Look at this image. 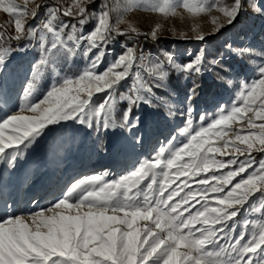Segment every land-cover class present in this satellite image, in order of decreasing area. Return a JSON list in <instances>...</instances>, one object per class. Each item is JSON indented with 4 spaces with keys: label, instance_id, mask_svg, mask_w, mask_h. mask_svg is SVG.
<instances>
[{
    "label": "snow or ice",
    "instance_id": "6c2138e0",
    "mask_svg": "<svg viewBox=\"0 0 264 264\" xmlns=\"http://www.w3.org/2000/svg\"><path fill=\"white\" fill-rule=\"evenodd\" d=\"M30 2L34 0L22 4L0 0V9L14 17L15 31L14 36L0 31V39H28L39 55L23 89L20 112L0 117V162L10 169L50 125L72 122L96 132L116 127L131 131L140 121L133 109L141 104L151 106L153 89L163 87L170 72L192 79L187 93L191 102L199 88L194 77L214 68L228 71L222 56L206 60L203 48L181 63L170 52H164L163 59L137 55L127 44L101 70L105 58L113 56L108 48L113 33L141 34L131 25L120 32L128 12L167 16L181 7L190 13L216 9L231 24L242 8V0L231 4L222 0H127L112 24L110 13L116 6L110 0H103L99 11L91 13L87 5L92 0H71L66 6L56 0L52 5L36 3L29 8ZM41 7L45 11L38 23L26 27L27 18L36 19ZM61 15L77 23L61 20ZM218 19L213 16V24ZM89 20L96 23L85 32ZM222 26L217 24L214 31ZM158 28L143 35L155 39ZM205 36L200 32L195 39L204 41ZM228 48L241 57L259 59L255 78L240 82L231 105L219 107L213 116L201 115L195 126L189 106L186 126L179 133L187 142L177 147L172 137L168 147L161 146L154 157L118 180L106 181L107 173L81 178L46 208L27 217L6 214L0 221V264H264V159L257 162L252 157L253 150L264 153V49ZM11 51L0 48V103L5 105ZM77 57L86 61L83 68L62 71L59 67ZM145 65L147 76L141 71ZM46 73L51 74L52 83L37 103V85ZM130 78V86L120 92L122 82ZM95 96H100L99 102ZM123 101L127 109L117 125L113 114ZM225 155L227 160L217 158ZM196 176L200 178L193 188L191 180ZM149 177L150 182L141 187ZM236 177L240 179L233 183ZM249 210L262 218L255 222L237 219Z\"/></svg>",
    "mask_w": 264,
    "mask_h": 264
},
{
    "label": "rangeland",
    "instance_id": "374dc122",
    "mask_svg": "<svg viewBox=\"0 0 264 264\" xmlns=\"http://www.w3.org/2000/svg\"><path fill=\"white\" fill-rule=\"evenodd\" d=\"M95 1L99 0H92L90 4ZM16 2L22 4L23 0H16ZM222 2L231 4L232 0H222ZM32 3H29V8ZM126 3L127 0H110V4L116 6L115 10L110 13V23H116L117 13ZM94 11H99V5L91 12ZM213 16L219 17L216 24L212 22ZM36 19L27 18L26 27L34 26ZM60 19L64 20L61 16ZM123 20L124 22L119 25L120 31L126 30L131 25L137 31L150 33L159 25L157 37L155 38L159 41V46L149 50L153 59H163V53L170 52L178 62L184 63L203 48L206 60L210 61L222 56L223 68L228 69L225 72L220 68H214L202 77H194L193 79L199 84V88L197 95L191 102L187 101V93L192 86V79H185L182 75L170 72L167 81L172 79L176 81V84L172 87L170 85L166 87L164 82V86L160 87V92L156 88L153 89L154 98L151 106L144 104L138 110L133 109V114L142 112L141 115H145L146 124L149 128L156 126L154 119L160 120L158 122L163 130L170 128L168 122L172 124L178 118L180 122H184L187 120V108L189 106L193 109L192 116H194V120H198L201 115H211L217 112L219 107L231 105L239 90L241 81L251 82L256 76L255 69L259 59L255 56L245 55L241 57L236 55L229 50L228 45H231L232 48L251 47L257 51L264 49V0H242L241 11L231 24H227L226 18L216 9L211 12L190 13L182 7L178 8L175 14L167 16L161 13L132 10L123 17ZM0 22L4 24L10 36L15 35L14 17L5 13L2 9H0ZM69 23L71 24V22ZM95 23V20H89L88 25L83 27V31H91ZM217 24L223 26L218 31H214ZM200 32L206 34L204 41L195 39V36ZM181 33L184 35H181ZM28 41L29 44L18 52L8 53L9 77L4 89L8 98L11 97L12 104L10 106L9 101L7 105L0 103V117L4 116L6 112L9 114L20 112L23 89L31 78L32 66L39 58L32 42ZM122 45L124 44L113 42L108 45L113 56L105 58L101 70L115 55L123 51ZM233 60L234 62L231 65L225 64ZM85 63L86 61L83 58L77 57L70 64H62L59 67L62 71H67L70 67L83 68ZM147 67L148 65L142 71L145 76H147ZM51 83V74L46 73L37 85L38 92L35 94V102L38 103L40 99H43ZM130 84L131 78L122 82L120 92H125ZM204 84L211 85L207 92H205ZM158 92L164 94V96H159ZM102 95L100 94V96ZM100 96H95L94 100L99 102ZM124 108H127V102H118L116 107L118 112L115 111L113 114L117 125L122 120L120 113ZM21 114L32 115L29 112ZM179 124L175 125L177 130ZM114 130H121L122 134L129 132L119 127L114 128ZM109 133H111L110 129L96 132L72 122L50 125L49 129L45 130V134L38 138L37 142L24 150L23 156L18 159L14 169H10L4 162H0V221L8 214L7 205L12 200L11 191L22 168L23 190L32 181H36L37 187H34L27 196H25L24 191L19 194L18 205L12 215L27 217L28 213L39 211L56 202L72 180L86 178L91 174L99 175L98 172L102 168H109V172L105 176L106 181L118 180L125 175V171L131 165L137 167L145 159L154 157L156 154L154 155L153 151L160 146L161 140H163L162 146H164L173 137L170 130H165L164 133H160L153 139L145 137L143 141L139 135H131L132 139L127 137L126 140L118 133H116V137ZM5 135H8L7 130ZM137 138H139V142H137ZM157 143L159 145H156ZM253 152H257L259 157H264V153L255 150ZM228 158V156L227 158L224 156L222 159L227 160ZM239 158L244 159L242 156ZM25 160H27L26 165L23 167ZM156 171L159 172V169ZM169 174L172 175V172H169ZM157 179H160V177L158 176ZM238 179L239 177H236L235 181H238ZM149 182L150 177L143 180L140 186L143 187ZM176 184L179 183L173 184V187ZM41 194H43L45 200L42 199L43 201L38 203L36 198ZM253 202L259 207L258 200ZM241 216L237 219L239 220ZM247 216L251 218L250 221L252 222L262 218L259 212H253Z\"/></svg>",
    "mask_w": 264,
    "mask_h": 264
},
{
    "label": "crops",
    "instance_id": "0c3cea01",
    "mask_svg": "<svg viewBox=\"0 0 264 264\" xmlns=\"http://www.w3.org/2000/svg\"><path fill=\"white\" fill-rule=\"evenodd\" d=\"M165 84H166V87H167V85H170L169 84V80L168 81H166L165 82ZM156 90H158L159 92H160V88H156ZM158 92V95L160 96V95H162V96H164V94H161V93H159ZM166 94H167V92L166 91H164ZM158 96V97H159ZM144 104H141L140 105V107L139 108H141L142 106H143ZM127 108H124L122 111H121V117H123V113H124V111L126 110ZM138 110V109H137ZM118 111H116V113H117ZM217 112H215V113H213V114H211V115H205V116H213V115H215ZM142 114V112L141 113H136V114H133L134 116H139L140 117V121H139V124H138V126L137 127H135L134 129H132L131 131H129V132H126V133H123L122 134V132H121V130L119 131V130H114V128H112V129H110L111 130V133H109V134H113V137H116V133H118V134H120V136L121 137H123L124 139H126L127 137H129L130 139H132V136H140L141 137V139H142V141L145 139V137H148V139H153V138H155V137H157L160 133H164V131L166 130V131H168V130H170L171 131V133H172V135H173V137H176V140L175 141H173V143L175 144V146H177V147H180V146H182L183 145V143H186L187 142V137H185V136H182V135H180L179 133H180V130L181 129H183L185 126H186V121L187 120H185L184 122H180V119L178 120L177 119V121L176 122H173L172 124L171 123H169L168 122V125L170 126V128L169 129H165V130H163V129H161V127H160V125H159V122L158 121H160V120H158V119H154L153 121H154V124L156 125V126H153V124H152V128H149V126L146 124L147 123V120H146V118H145V115L143 114V115H141ZM141 117H142V119H141ZM192 117H194V116H192ZM199 122V119L198 120H194L193 119V124H194V126H195V124H197ZM162 123H164V122H162ZM177 123L180 125V126H178V130H177V128H175V125H177ZM206 123L207 122H205V126H206ZM132 135V136H131ZM127 140V139H126ZM171 140V139H170ZM169 140V141H170ZM169 141H167L166 143H165V145H164V147H168L169 145H168V142ZM218 146V145H217ZM226 151H228V150H226ZM224 157V156H223ZM223 157H221V156H217V158L218 159H222ZM225 157L227 158V155H225ZM252 157L257 161V162H259L261 159H264V157H259V154H257V152H252ZM227 169H223V170H221V171H226ZM171 172V171H170ZM200 175H210V173H201ZM242 175H246V174H242ZM200 177L199 176H196V177H193L192 178V180H191V186L193 187V188H195L197 185H196V183H195V181L196 180H198ZM174 179H175V177H174ZM185 178L184 177H181L180 178V180H184ZM239 179H240V177H239ZM238 179V180H239ZM180 180H178V181H176V183H180ZM236 181L234 180L233 181V183H235ZM229 188L231 187V186H228ZM196 207L197 208H199L200 207V205L199 204H197L196 205ZM193 211H195V209H193ZM251 213H253L252 211H247V212H245L244 213V215H242L240 218H239V220H241V221H244V220H249L250 221V217H248L247 215H249V214H251ZM249 227H250V229H251V225H249ZM237 231H239V229H237ZM246 239H247V237H246Z\"/></svg>",
    "mask_w": 264,
    "mask_h": 264
},
{
    "label": "trees",
    "instance_id": "16d2710c",
    "mask_svg": "<svg viewBox=\"0 0 264 264\" xmlns=\"http://www.w3.org/2000/svg\"><path fill=\"white\" fill-rule=\"evenodd\" d=\"M103 2V0H99V1H95L92 4L87 5L88 11L89 13H91V11H93V9L97 6L100 5ZM62 18H64V20L71 22V23H77V20L70 18V17H64L61 15ZM89 23V22H88ZM88 23H86L84 26L88 25ZM0 31H3L5 36H10L4 26V24L2 22H0ZM121 33H124V31H120ZM139 33H141L140 35H137L136 33H127L125 35H118L113 33V43H119V44H127V46H131L134 47L136 49V51H143V50H153L154 48H157L159 46V41L155 40V39H151L149 36L146 38L145 33H142L140 31H138ZM29 44L28 39H23L21 41H15V40H5V39H0V48H11L13 53L18 52L20 49L24 48L25 46H27ZM233 61H228L227 65H231ZM175 80L170 79L169 80V84L170 86H174L176 83ZM205 85V92L208 91V89L210 88V84H204Z\"/></svg>",
    "mask_w": 264,
    "mask_h": 264
},
{
    "label": "bare ground",
    "instance_id": "6f19581e",
    "mask_svg": "<svg viewBox=\"0 0 264 264\" xmlns=\"http://www.w3.org/2000/svg\"><path fill=\"white\" fill-rule=\"evenodd\" d=\"M8 101H9V105L11 106V104H12V99H11V97H9ZM162 143H163V140H161V142H160V146H158V147L156 148V150L153 151L154 155L159 151V149H160L161 146L163 145ZM156 145H159V144L157 143ZM26 161H27V160H25L23 167L26 165ZM134 167H135L134 165H131V166L128 168V170L125 171V172H126L125 175H127L128 172L132 171V170L134 169ZM22 169H23V168H22ZM22 169H21V171H20V173H19V175H18V177H17V179H16V182H15L13 188H12V191H11L12 200H10V202H9L8 205H7V211H8V214H7V215H12L13 213H15V211H16V207H17V205H18V200H19V194H20V193H22V192L24 191L25 196H27V195H29V194L32 192V189H33L34 187H37L36 181H32V182H31L26 188H24V190H23V188H22V185H23V171H22ZM108 172H109V168H102V170H101L100 172H98V174L101 175V174L108 173ZM93 175H95V174H91L90 176H93ZM75 181H76V180H72L71 182L68 183L67 186H70V184H71L72 182H75ZM67 186H66V187H67ZM65 191H66V188L64 189V192H65ZM45 193H46V192H45ZM45 193H44V194H45ZM63 194H64V193H63ZM60 198H62V195L60 196ZM60 198H59V199H60ZM36 199L38 200V203H41V202L43 201L42 199H44V198H43V194H41L40 196H38ZM44 200H45V199H44Z\"/></svg>",
    "mask_w": 264,
    "mask_h": 264
},
{
    "label": "built area",
    "instance_id": "2783aa9c",
    "mask_svg": "<svg viewBox=\"0 0 264 264\" xmlns=\"http://www.w3.org/2000/svg\"><path fill=\"white\" fill-rule=\"evenodd\" d=\"M60 2L66 6V5H68V4L70 3V0H60ZM36 3L46 4V5H52V4L56 3V0H35V1L30 5V8H31V7H34ZM44 11H45V9H44L43 7H41V8L39 9V13H38V17H37V19H36V21H35V25L38 23L39 18L43 16ZM35 25H34V26H35ZM128 47H131V46H128ZM136 53H137V55H140L141 53H143V55H144L145 57H151V55H150V53H149V50H143V51H138V52L136 51ZM145 67H146V65L141 69V71H144Z\"/></svg>",
    "mask_w": 264,
    "mask_h": 264
}]
</instances>
